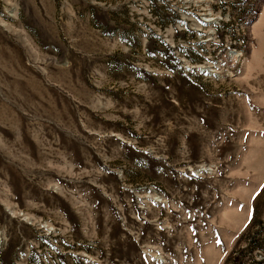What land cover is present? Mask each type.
Segmentation results:
<instances>
[{"label":"rangeland","instance_id":"obj_1","mask_svg":"<svg viewBox=\"0 0 264 264\" xmlns=\"http://www.w3.org/2000/svg\"><path fill=\"white\" fill-rule=\"evenodd\" d=\"M0 264H264V0H0Z\"/></svg>","mask_w":264,"mask_h":264}]
</instances>
